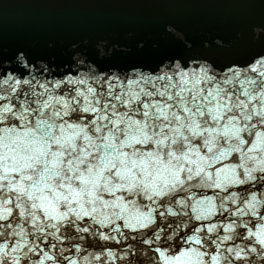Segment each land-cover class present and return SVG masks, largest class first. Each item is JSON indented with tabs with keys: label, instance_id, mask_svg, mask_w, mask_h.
Wrapping results in <instances>:
<instances>
[{
	"label": "snow or ice",
	"instance_id": "obj_1",
	"mask_svg": "<svg viewBox=\"0 0 264 264\" xmlns=\"http://www.w3.org/2000/svg\"><path fill=\"white\" fill-rule=\"evenodd\" d=\"M159 27L123 64L0 48V264H264V17Z\"/></svg>",
	"mask_w": 264,
	"mask_h": 264
},
{
	"label": "water",
	"instance_id": "obj_2",
	"mask_svg": "<svg viewBox=\"0 0 264 264\" xmlns=\"http://www.w3.org/2000/svg\"><path fill=\"white\" fill-rule=\"evenodd\" d=\"M262 17L264 9L252 0H0V48L25 44L66 63L74 51L97 58V45L104 42L106 50L118 46L106 59L123 64L150 58L153 42L178 49V42L161 35L162 23H173L197 43L207 35L234 41L246 38L249 25ZM141 40L145 48L138 50Z\"/></svg>",
	"mask_w": 264,
	"mask_h": 264
}]
</instances>
